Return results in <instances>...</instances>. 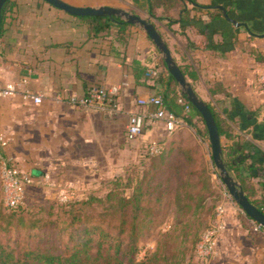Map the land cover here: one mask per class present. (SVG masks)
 <instances>
[{
    "label": "crops",
    "instance_id": "crops-1",
    "mask_svg": "<svg viewBox=\"0 0 264 264\" xmlns=\"http://www.w3.org/2000/svg\"><path fill=\"white\" fill-rule=\"evenodd\" d=\"M64 1L117 6L150 17L194 90L228 128L220 134L222 145L247 152L248 167L242 171L255 188L252 198L264 197V85L259 80L264 73V0H198L221 13L212 17L191 8L184 19L179 4L157 5L152 16L147 0ZM11 2L0 23V82L18 85L15 95L0 98V127L19 167L37 182L51 180L61 187L69 182L70 189L81 193L89 180L101 179L109 172L104 169L118 164L111 150L119 156L129 141L145 154L150 141L168 136L163 120L147 121L134 139L125 135L131 113L147 115L153 108L136 99L162 88L153 76L155 69H164L162 55L141 26L129 22L122 37L114 25L92 34L81 16L45 0ZM141 65L149 77L138 75ZM120 82L126 84L114 96V109L71 101L94 84ZM26 90L41 101L25 95ZM218 205L224 208V227L202 264H264V227L232 200Z\"/></svg>",
    "mask_w": 264,
    "mask_h": 264
},
{
    "label": "rangeland",
    "instance_id": "rangeland-1",
    "mask_svg": "<svg viewBox=\"0 0 264 264\" xmlns=\"http://www.w3.org/2000/svg\"><path fill=\"white\" fill-rule=\"evenodd\" d=\"M194 121L204 131L206 126L201 116L194 118ZM125 143L128 148L121 150L119 156L115 150H111L112 158H119L118 164H111L104 169L109 172L104 171L101 179L89 180V185L81 193L70 189L72 185L69 182L63 187L62 183L57 185L51 180L27 185L22 202L25 209L20 215H10L0 182V238L11 244H32L37 241L61 244L68 237L69 208L79 207L82 213L92 214L100 210L96 202L90 206H81L75 201L89 194L103 197L111 188L128 194L140 186L144 191L142 203L147 211H154V214L146 218L150 220L138 238L136 258L142 259L149 251L157 248L161 264L164 263L163 255L169 251H178L183 264H196V241L212 214L216 215L217 204L230 200L238 204L229 194L219 169L210 158L208 134L199 137L191 126L178 127L163 140L162 156L153 158L144 154L140 146L132 145L129 141ZM183 147H188L186 149L194 153L191 155L193 158H185L189 152ZM162 157L168 158V163L163 164L165 159L160 161ZM106 166L103 165L104 168ZM202 166L208 169L205 183L204 180H196L193 175V169H201ZM175 170L182 176V201L188 203L182 209H177L168 201L167 204L163 202L170 195L166 189L170 187L172 179L166 181L167 175L172 177ZM201 194L205 197L200 205L198 201ZM199 262L202 264V261ZM151 264H155L153 260Z\"/></svg>",
    "mask_w": 264,
    "mask_h": 264
},
{
    "label": "trees",
    "instance_id": "trees-1",
    "mask_svg": "<svg viewBox=\"0 0 264 264\" xmlns=\"http://www.w3.org/2000/svg\"><path fill=\"white\" fill-rule=\"evenodd\" d=\"M11 1L12 0H6L2 5L0 23H2L5 8L8 5L11 6ZM147 2V11L152 16L155 15L154 7L157 5L170 8L177 4L181 7L180 14L182 19L187 17L191 8L209 13L212 17H217L219 13H221V9L214 8V10H210L211 5L199 2L198 0H147ZM187 3H190L191 6L187 7ZM81 18L87 24L89 33L92 34L107 30L114 25L118 36L122 37L120 33L130 24L116 15H85L81 16ZM249 29L251 30L250 26ZM155 49L160 54L156 46ZM160 64L164 69L157 68L153 73L155 79L162 84V88L159 89L157 94L161 95L165 107L181 120V123L177 125L175 129L188 125L195 129L199 137L207 135L206 127L204 131H202L194 121L195 117L201 116L200 112L189 100H187L184 93H182L177 81L167 70L162 56H160ZM181 70L184 74L186 73L184 68H181ZM139 71L138 75H142L143 77L150 76L146 66L141 65ZM189 76L193 79L196 78L193 72H190ZM179 98L183 101H179ZM185 103L189 105L188 110L184 109ZM208 106L214 116L219 134H224L228 128L222 123V120L213 107L210 104H208ZM174 130L170 131V133ZM159 145L160 149L157 152L150 153L146 149L145 154L150 158L158 155L162 156L164 147L163 141L159 142ZM183 148L186 149L188 147ZM188 152L185 158L190 160V158H193L191 155H194V153L192 151ZM221 157L227 170L239 182L249 200L264 212V197L252 198V193L255 192V188L253 183L247 180L246 175H244L242 171V168L248 167L247 152L234 145H222ZM164 159L165 162L163 164L168 163V158L165 157H162L160 161ZM186 163L187 162H185V164ZM163 168L164 167H162L161 171H163ZM207 170L205 166H202L201 169H193V175L196 176L195 179L199 181L202 180V182L204 180L205 183V176L208 175ZM178 171L175 170L172 177L167 175L166 181L172 179L170 187L166 189L169 191L170 195H168V198H165L163 202L167 204L168 201L169 204H174L177 209H182L185 205L188 206V203L182 201L183 181H181L182 176L178 175ZM160 192L162 193L163 191L160 190ZM143 194L144 191L140 186L137 187L135 191L128 194L120 192L116 188H111L103 197L89 194L85 198L75 201V203H80L81 206H90L96 202L97 205H100V210L98 213L92 214L90 212L82 213L79 207L69 208L68 212L70 214V219L68 221V237L61 244L56 242L42 243L40 241L32 244H20L18 242L11 244L0 238V264H151V260H153L155 264H161L160 255H157V248L149 251L142 259L136 258L139 249L138 238L146 222L150 220V218H146L149 214H154V211H147L144 207L142 203ZM200 196L201 198L198 204L201 205L205 195L201 194ZM7 208L10 210V215L12 216L20 215L25 209L22 203L15 207L7 206ZM214 219L215 216L213 213L210 221L205 227L209 226ZM200 237L201 234L196 241L195 252ZM177 252L169 251L166 255L164 254L163 264H183ZM197 258L196 264H199V260L201 261L200 258L202 257L198 255Z\"/></svg>",
    "mask_w": 264,
    "mask_h": 264
},
{
    "label": "built area",
    "instance_id": "built-area-1",
    "mask_svg": "<svg viewBox=\"0 0 264 264\" xmlns=\"http://www.w3.org/2000/svg\"><path fill=\"white\" fill-rule=\"evenodd\" d=\"M260 82L264 85V73L259 76ZM126 84V82L116 83L110 86L94 84L88 92L83 96H72L71 101L80 105H89L96 107L109 106L110 109L117 107L115 94ZM16 82H0V98L13 96L17 93ZM25 95L30 96L38 103L41 97L38 94H32L26 90ZM137 103L143 106L152 105L147 115L140 112H133L129 115L125 135L127 139L136 138L142 131L147 121L163 120L165 127L170 132L174 130L181 120L170 112L164 105L160 94H150L146 97H138ZM179 101H183L179 98ZM184 109L188 110L189 105L185 103ZM9 138L0 127V182L4 201L7 206L15 207L24 200L25 189L27 185L37 182L29 172L19 167L13 155L8 151ZM148 152H157L160 149L159 142L156 140L150 141L146 145ZM224 208L221 205L216 206V215L214 221L205 227L201 233L200 240L197 244V252L200 257H204L214 249L215 237L224 227L222 220ZM258 226L262 227L259 223Z\"/></svg>",
    "mask_w": 264,
    "mask_h": 264
},
{
    "label": "water",
    "instance_id": "water-1",
    "mask_svg": "<svg viewBox=\"0 0 264 264\" xmlns=\"http://www.w3.org/2000/svg\"><path fill=\"white\" fill-rule=\"evenodd\" d=\"M6 0H0V19H1V8ZM51 5L62 9L63 11L76 16L85 15H116L130 23H135L141 26L146 34L153 41L154 45L160 51L167 70L172 74L174 79L180 86L182 93L186 96L192 105L200 112L201 117L207 129V134L211 149V158L215 166L219 169L221 180L225 183L229 194L239 204L243 212L250 218L259 223L264 227V212L260 210L255 204H253L244 190L242 189L239 182L234 176L227 170L226 165L221 157L222 155V142L219 134L217 124L211 109L209 108L206 101H204L194 90L190 81L186 78L182 72L180 66L176 63L173 58L169 47L164 41L157 27L151 21L150 17H143L135 12L128 11L122 7L111 6V5H100V6H81L74 5L64 0H45ZM222 8L224 15L232 20V22L239 24L236 19L231 18L223 5H218Z\"/></svg>",
    "mask_w": 264,
    "mask_h": 264
}]
</instances>
